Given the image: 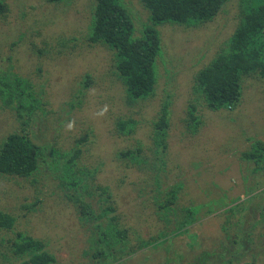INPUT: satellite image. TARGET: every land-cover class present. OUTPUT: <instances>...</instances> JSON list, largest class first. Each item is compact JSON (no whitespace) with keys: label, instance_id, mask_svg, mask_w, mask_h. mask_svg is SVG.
Returning <instances> with one entry per match:
<instances>
[{"label":"trees","instance_id":"16d2710c","mask_svg":"<svg viewBox=\"0 0 264 264\" xmlns=\"http://www.w3.org/2000/svg\"><path fill=\"white\" fill-rule=\"evenodd\" d=\"M33 1L41 4L40 10L44 15L49 16V12L52 13L56 27L65 11L59 14L57 9L60 8L51 4L64 1L67 7L73 6L79 9L78 2L74 4L72 0ZM134 1L140 5V11L134 7ZM233 1L89 0L88 3L87 0L81 1L90 9L88 11L79 9L80 13L85 15L77 22L80 30L75 32L76 36L62 39L60 46L72 49L69 44L74 43L73 47H77V41L80 40V49H88V47L93 46L102 55L108 54L112 66L107 75L109 77L113 75L117 80L118 90L123 89V94L120 93V95L122 96V104L126 107H134L138 103H149L157 97V89L163 83V87H160L164 94L161 105L163 107L155 123H153L154 138L158 140L157 146L159 145V147H156L152 154L148 153L152 155L150 160L147 158L146 151H143L139 146L134 150L118 151H116L118 148L113 146L114 149L111 150L109 156L107 154L91 155L84 158L83 146L89 139L77 134L73 136V140L67 149L59 148L57 143L62 129L65 131V124L75 120L80 115L82 118L83 112L89 109L88 107L83 108L85 107L84 99L78 97L81 95L88 96L90 89L97 84V79L96 83L91 85L90 75H85V78L78 82L77 97L73 96L75 99H72L71 96H66L65 98L67 102L66 114L59 111L61 113L48 116L47 113L52 111L53 104H51V100L43 97L44 94L48 93L44 89V84H33L30 79L16 72L15 64L22 61L19 57L20 53L17 52L20 48L18 40L20 41L21 38L17 39V37L20 35L21 29L15 30V34L18 33V36L14 40L6 41L4 39L3 42L0 37V52L2 54L0 61L3 62L0 63V116L6 118L11 114L14 123L16 124L17 121L20 125L15 131L0 140V174L11 177L9 179L17 183H21L20 180H29L36 187L35 194L31 197L33 198L32 202L21 203L19 206H14L15 209H11L14 210L13 213H18L17 216L0 210V230L8 231L7 233L12 232L14 227L21 223L20 220L25 219L27 222L29 216L31 218L33 213L39 214L40 212L43 213L42 218L46 221L44 224L47 227L50 225L48 224L50 217L60 219L58 215L49 216L50 213L47 210L50 207L53 208L52 210L61 208L64 214L76 218L74 221L67 219L69 221V228L67 229L63 225L66 223L64 218H61V223L57 224L56 222V227L61 231L58 242L65 246L70 245L71 242L68 247L70 249L67 251L72 254L71 258L74 263L76 261L79 263L77 257L80 256L85 264H120L123 259V252L130 249L131 254H134L135 251L138 252L143 248L146 252H151V261L159 260L162 264L193 263L194 255L181 252L183 249L178 250V253L168 252L167 238L159 235L167 227H170L169 231L173 233V224L178 221L177 218L179 217L175 215L181 214L185 210L187 212L186 204L190 202L188 197L200 194V190L194 186V179L192 178L190 181L187 177L178 181L180 186L177 185L172 189H168L172 186H167L165 191H161L159 187L167 180V176L162 177L163 172L155 171L160 163H167L165 159L169 149L168 132L170 107L173 100V82L177 68L182 67L185 62L183 57H176V63L173 64V59L168 55V46L164 40L169 29L173 33L182 34L180 39L185 41V37H183L185 33H198L210 26L214 31L210 40L199 50L198 55L191 57V65L195 66L206 58L208 48L216 42V39L222 38L218 41L215 49L208 54L207 61L203 63V66L193 73L190 93L183 100L184 104L182 105L186 117L185 120L181 121L182 125L178 131V134L183 135L181 140L180 136H177L178 139L175 143L178 144L180 141L179 145L186 146L184 144H187V140H194L193 138L200 135L205 125H208L207 129H212L216 123L221 126L223 114L232 120L235 119L234 112L241 104L244 88L248 85L246 80L264 81V0H235L234 3L236 4L234 5ZM9 13L6 2L0 0V20L8 19ZM135 20L139 22L140 27H136ZM39 22L42 25L37 29V34L42 36L44 26L48 22L53 23L46 16H43ZM224 34L226 35L224 36ZM176 39L177 36L175 41ZM32 44L36 47L39 46L35 39H33ZM25 49L26 52L23 53H27L29 56L33 54L30 45H27ZM27 50L31 54H28ZM43 54V50H38L39 56L36 61L38 73H43L46 69L43 68L44 64L48 65L49 63L48 60L45 62L46 59ZM4 55L7 56L4 58ZM29 60L31 58H28ZM51 62L53 65L55 64V61L52 60ZM86 62L92 64L88 60ZM160 66L164 69V74L161 75ZM60 98L63 97L60 96ZM47 106L50 109L45 111ZM202 109L203 114L201 113ZM53 111L57 110L53 109ZM210 111L220 112L211 113ZM49 123H51V128H55L53 139L48 135L51 129ZM89 128L90 126L82 128V130L88 131ZM114 128L118 131L119 137L122 138L132 137L136 130L132 120L122 117L117 120ZM226 128L228 126L224 129ZM202 137H205L204 133ZM202 140L201 138L199 141H194L200 143ZM259 145L261 149L264 148L262 141H253L251 150L253 148L255 150ZM187 147L199 152L195 144ZM141 152H143L142 155ZM250 154V152L247 153L246 157ZM140 155L141 159L138 160ZM157 156H161V158H157ZM94 157H98L97 160H94ZM101 157L103 159H100ZM109 157L110 161L108 162ZM223 157L226 156L223 155ZM122 158L125 159L126 163L121 162L123 161ZM196 158V155L191 154V159H195L192 160V167L198 165V168L202 167L204 163L196 160ZM89 160L90 163H84ZM151 160L152 163H149ZM196 162L198 164H195ZM103 163L105 166L107 163H116L114 181L105 180L109 183L108 186H103L98 177L99 173L104 171ZM253 165H251L252 168L248 173L255 171ZM205 166L202 170H198L201 172L203 184L206 181L204 175L211 177L215 164L206 163ZM105 170L107 171L106 168ZM136 171L141 172L140 178L144 177L142 180L144 182V208L150 209L153 206L154 211L151 215L155 218L156 224L164 220L167 225V227L162 225L161 231L149 241L141 237L140 231L135 228V226L138 227V223H148L149 218L143 217V213L137 210L140 205L131 202L134 199L128 200L126 195H122V188L123 186L126 187L125 181L130 182L131 176L134 177L133 173ZM224 171H228V168L218 172ZM167 175L169 176V174ZM135 182H133L134 185L131 184V187L137 186ZM157 184L159 187L156 186ZM2 186L5 185L2 184ZM212 186L217 187L216 184H212ZM11 192L8 189L0 191V197H17L11 195ZM214 193L212 192L213 195ZM84 194L87 195V198L84 197ZM131 195L139 199L137 193ZM213 195L211 196L214 197L215 195ZM120 198L129 204V213L118 207L116 202ZM235 199V201H229L226 197V203L229 204L231 210L222 206L223 203H221L217 212L222 211L225 214H231L233 211L235 214L241 212L246 214L243 211L242 201L235 205L239 198ZM45 202L48 204H44ZM210 208L214 214L216 208L211 206ZM119 210H123L124 213H119ZM257 211L255 210V212ZM124 215L128 223H126ZM81 216L85 227L80 225V221H77ZM204 219L207 220L208 217L202 220ZM184 222L185 219L180 221L179 226L182 225L179 229L187 232V226L184 227ZM54 232L50 233L53 234ZM31 235L30 232L28 234L18 231L15 237L3 239L2 244L10 247L11 257L8 260L6 255L8 251H5L2 254L4 261L14 264H58L57 257L48 250L51 245L50 241L38 239ZM64 238L67 241H63ZM81 242H83V246ZM126 242L130 243L127 250L125 249ZM52 243H56V241ZM197 243L200 247V242L197 241ZM212 253L215 252L203 251L201 256H210ZM123 256L128 258V252ZM226 264H254V262L244 260L242 263H237L229 260Z\"/></svg>","mask_w":264,"mask_h":264},{"label":"rangeland","instance_id":"374dc122","mask_svg":"<svg viewBox=\"0 0 264 264\" xmlns=\"http://www.w3.org/2000/svg\"><path fill=\"white\" fill-rule=\"evenodd\" d=\"M4 1L8 5L10 13L8 14V19L5 21L0 20V37L3 42L4 39L6 41L14 40L18 36V33L15 34V30L21 29V33L17 37V39L21 37L20 41L18 40L20 48L17 52L20 53L19 57L22 61L21 63L19 61V63L17 62L15 64L16 72L30 79V82L33 84H44V89L46 93H48L44 94L43 97L51 100V104H53L52 111L47 113L48 116H53L55 113L61 112L62 114H66L65 106L67 102L65 98L66 96H71L72 99L77 97L76 92L79 89L78 82L82 81L85 75H90L92 80L91 85H94L97 79V84L90 89V94L88 96L81 95L78 97L84 99L85 107L83 108L85 109L88 107V111H82V118L80 115L75 120L65 124V131L62 129L61 136L57 143L58 147L62 150L67 149L73 140V136L77 134L78 136L88 137L89 139L83 146V150L85 151L84 158H88L91 155L107 154L109 156L114 147H117L118 149L116 151H118L127 149L134 150V148L139 146L143 151H146L148 160H150V158L152 159V152L156 147H159V145L157 146L158 140L154 138L153 123H155L163 107L161 105L163 104L164 94L160 88L163 87V83L162 86H159V89H157V97L153 98L149 103H138L135 104L134 107L124 106L122 104V96L120 95V93L123 94V89L118 90L117 80L113 75L110 77L107 75L108 70H110L112 66L108 54L102 55L101 52L93 46L88 47V49H80V40L77 41V47H73L74 43L69 44L72 49H69L70 47L67 49L60 46L62 39L72 38L76 36L75 32L80 30V27L77 26V22L85 15L80 13L79 9H84L85 11L90 9L85 6L84 2H81L82 0H72L74 4L78 2L77 6L79 9L73 6L67 7L64 1L58 4H51L60 8L57 9L59 14L65 11L61 15L57 27L55 26L56 22H53L54 18L52 13L49 12V16L44 15L40 10L41 4H37L33 0ZM88 2L89 0H87V3ZM234 2L235 0L233 1V5L236 4ZM42 5L45 6L43 3ZM133 5L138 11L141 10L137 1H134ZM42 15L48 17L53 24L48 22L43 28L42 36H38L37 29L42 25V23L39 22L43 19ZM135 23L137 28L141 26L136 20ZM213 33L214 31L209 26L207 29L198 33H185V35H183L185 41H182L180 39L182 34H179V32L173 33L169 29L165 34L164 40L165 44L168 46V55L173 59V64L176 63V57H183L185 62L182 67L180 66L181 69L180 67L177 68L175 81L173 82V100L170 107V126L168 132L169 149L167 150L165 159L167 163H160L158 160L160 164L155 170L156 172H163L162 177L166 175L167 180L162 183L161 187H159V184L156 186L159 187L161 191H165L167 186H172L168 189L177 187V185H179L178 181L184 177H187L190 181H192L193 178L194 186H196L197 190H200V194L188 197V199L190 198V202L186 204V209H188L187 212L185 210L183 213H177L175 215L179 217L177 218L178 221L175 219L176 223L173 224V233L169 231L170 227H167L164 220L156 224L155 218L151 215L154 211L153 206H151L150 209L144 208V182H142L144 177L140 178L142 176L140 171L133 173L134 177L131 176L130 182L128 180L125 181L126 187L123 186L122 195H126L128 200L134 199V201L131 202L140 205L137 210L143 213V217L147 216L149 218L148 223H138V227L135 226L136 230L140 231L141 237L148 241L152 240L161 231L162 225L167 227L159 233L160 236H165L167 238V251L178 253V250L183 249L181 252H186L187 255L188 253L194 255V262L191 264H226L229 260L237 263H242L244 260H247L253 261L254 264H264V148L261 149L259 145L255 150H253L254 148L251 150L253 141L258 140L262 141V144L264 143V81L261 80L257 82L252 79L246 80L248 85L244 88L241 104L238 105L237 110L234 112V120L230 119L226 114H223V120L220 122L222 124L221 126L216 123V126H213L212 129H207L208 125H205L202 129V133L193 138L198 141L202 138L203 140L200 143L192 139L187 140V144H184L186 146L179 145L180 141L178 144L175 143L178 139L177 136H180L181 140V136L183 135L178 134L179 128L182 125L181 121L185 120L186 117L182 104H184L183 100H185V97L190 93L192 75L198 68L203 66V63L207 61L208 54L215 49L218 41L222 38H217L214 44L210 47L208 46L206 58L200 64L192 66L191 57L196 54L198 55L199 50L210 40ZM60 34L61 37L59 38ZM225 35L226 34H224V36ZM176 36L177 39L175 41ZM33 39L37 40L38 47L32 44ZM27 45L31 46L33 53L31 54V52L27 50L28 54H31L30 56L27 55V53H23ZM3 50L7 52L6 49L3 48ZM38 50H43V56L46 59L45 62L47 60L49 61L48 65L46 63L44 64L43 68L46 69L43 73H38L36 68V61L39 56ZM6 56L7 55H4V58ZM0 57H2L1 52ZM84 57L88 58L87 60L92 62V64L87 63ZM28 58H31V60L28 61ZM52 60L55 61L54 65L51 62ZM0 63L2 64L3 62L0 61ZM159 70L161 72L160 75L164 74L162 66L159 67ZM60 96L63 98H60ZM78 108L81 109L80 106H78ZM49 109L50 107L47 106L45 111ZM53 109L57 111H53ZM79 109L78 111L80 112ZM210 112L217 113L220 111ZM201 113L203 114V109ZM4 117L0 116V140L20 126L17 121V125L14 123L11 114L6 118ZM121 117L132 120L135 124L136 130L132 137H119L118 131L115 130L114 125L116 126L117 120ZM52 120L54 119L52 118ZM49 125L51 128V123H49ZM229 125H231L230 128ZM88 126H90L88 131L82 130V128H87ZM227 126L228 128L224 129ZM54 131L55 128L53 127L48 133L52 139L54 138ZM203 133L205 137H202ZM30 137L32 138V135ZM194 144L197 149H199V152H195L193 148L187 147L188 145L193 146ZM249 152L251 153L250 156L246 157V154ZM142 154L143 152H141V155ZM191 154L196 155V160L204 163V165L200 168H198L199 165L197 167H192V160L195 159H191ZM141 155L138 160L141 159ZM223 155L226 157H223ZM158 157L161 158V156H157V158ZM97 158L98 157H94V160H97ZM100 159H103V157ZM109 161L110 157L108 159V162ZM121 162L126 163L125 159ZM84 163H90V160ZM149 163H152V160L149 161ZM206 163H213L215 166L212 170L211 177L206 176L204 171V178L206 181L203 184L200 175L201 172H198V170L205 168ZM253 163L256 164L253 165ZM115 164L116 163H107L105 166L103 163L102 167H104V171H101L98 176L103 186L109 185L105 180L114 181ZM195 164L198 163L196 162ZM251 165H253L255 171L253 173H248L252 168ZM227 168L228 171L218 172ZM167 174H169V176ZM9 178L11 177L0 174V191L8 189L12 191L11 195L17 197H0V210L17 216L18 213H13L14 210L11 209H15V207L21 205V203L32 202L33 198L31 197L34 196L36 187L35 184H32L29 180H20L21 183H17ZM136 180L137 182H135ZM133 182H135V185L137 184L136 187L134 186L135 188L131 187V184L134 185ZM2 184L5 186H2ZM212 184H216L217 187H213ZM181 186L184 187V185ZM133 192L137 193L139 199L134 196L132 197L131 194H135ZM212 192H215L214 195L216 197ZM84 195V197L87 198V195ZM226 197L229 201H235V198H239L235 205L238 204L237 202L242 201V206L244 207L243 211H245L246 214L242 212L240 214H235L233 211H231V214H225V212L222 211L217 212L221 203H223L222 206H226L231 210L229 204L226 203ZM116 203L120 209H124L129 213L130 206L127 202L120 198ZM44 204H48V202ZM210 206L216 208L217 213L215 212L213 214L210 211ZM97 208L99 207L97 206ZM52 209L53 208L50 207L47 210V212L50 213L49 216L58 215L60 222L56 217H50V222L48 223L50 225L46 227L44 224L46 221L42 218L43 213L40 212L39 214L33 213L31 218L29 216L27 222L25 219L20 220L19 222L21 223H18L12 232L7 233L8 231L5 232L0 230V264H14L13 262L7 263L3 259L2 254H4L5 251H8V253H6L8 260L11 257L9 252L10 247L8 248L6 245H3L2 240L9 239L11 236L15 237L18 231L28 234L30 232L32 234L31 236L35 238L47 239L50 241L51 245L48 250L57 257L59 260L58 264H85L80 256L77 257L79 263H77V261L75 263L73 262L71 258L72 254L67 251L70 249L68 247L71 245V242L70 245L67 246L58 242L60 240L61 231L56 227V222L59 224L61 223V218H64L66 223L63 225L67 229L69 228V221H67V219L74 221L76 218L72 215L69 216L68 214H64L61 208ZM255 210L258 211L255 212ZM119 213H124V211L119 210ZM206 217H208L207 220H202ZM137 218L140 219V217ZM183 219H185L184 227L187 226V232L186 230L179 229L182 225L179 226V223ZM126 220L125 216V221ZM77 221H80V225H84L85 227L82 216L78 218ZM126 223H128V221H126ZM52 231L55 232L51 234L50 232ZM53 241H56V243H52ZM63 241L67 240L64 238ZM197 241L200 242V247ZM81 244L83 246V242H81ZM127 246H130V243H125L126 250ZM203 251L215 253H212L210 256H201ZM127 252L128 258H125L123 255H126ZM127 252L125 251L122 253L123 259L120 261V264H162L159 260L154 259L151 261V252H146L144 248L140 249L138 252L135 251L134 254H131L130 249Z\"/></svg>","mask_w":264,"mask_h":264}]
</instances>
